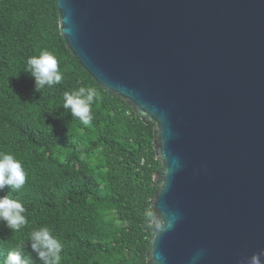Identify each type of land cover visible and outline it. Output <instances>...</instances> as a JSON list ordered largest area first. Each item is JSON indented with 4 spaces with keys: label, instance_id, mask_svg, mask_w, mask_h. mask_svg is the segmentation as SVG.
I'll return each instance as SVG.
<instances>
[{
    "label": "water",
    "instance_id": "obj_1",
    "mask_svg": "<svg viewBox=\"0 0 264 264\" xmlns=\"http://www.w3.org/2000/svg\"><path fill=\"white\" fill-rule=\"evenodd\" d=\"M55 4L82 69L153 125L147 264L264 251V0Z\"/></svg>",
    "mask_w": 264,
    "mask_h": 264
},
{
    "label": "trees",
    "instance_id": "obj_2",
    "mask_svg": "<svg viewBox=\"0 0 264 264\" xmlns=\"http://www.w3.org/2000/svg\"><path fill=\"white\" fill-rule=\"evenodd\" d=\"M44 50L63 79L37 92L25 68ZM80 87L99 97L88 126L62 108L63 93ZM153 139V125L104 92L65 46L55 0H0V151L27 174L11 197L28 221L16 233L0 223V264L20 245L22 259L42 264L29 246L31 231L42 226L63 243L61 264H147L160 170Z\"/></svg>",
    "mask_w": 264,
    "mask_h": 264
},
{
    "label": "clouds",
    "instance_id": "obj_3",
    "mask_svg": "<svg viewBox=\"0 0 264 264\" xmlns=\"http://www.w3.org/2000/svg\"><path fill=\"white\" fill-rule=\"evenodd\" d=\"M25 72L30 73L37 92L60 84L63 79L56 57L47 50L29 57ZM98 99V93L94 88L80 87L77 90L63 93L62 108L70 113L74 120L88 126L93 119L92 105ZM26 179L27 174L21 161L16 159L12 153L0 151V190L5 187L10 189L9 194L0 196V223H3L12 233L20 231L28 223L25 207L17 199L11 197V192L20 190L25 185ZM29 246L42 264H61L60 254L64 245L47 226L31 231ZM21 251L22 245L16 250L9 251L3 264H30L28 258L22 259ZM261 256H264V251L248 258L247 264H262Z\"/></svg>",
    "mask_w": 264,
    "mask_h": 264
}]
</instances>
